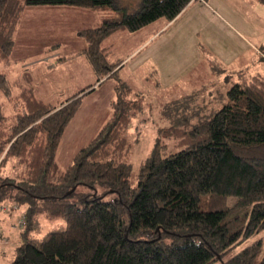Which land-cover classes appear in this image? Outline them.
Masks as SVG:
<instances>
[{"label": "trees", "instance_id": "1", "mask_svg": "<svg viewBox=\"0 0 264 264\" xmlns=\"http://www.w3.org/2000/svg\"><path fill=\"white\" fill-rule=\"evenodd\" d=\"M193 1L140 0L132 13L76 31L95 82L114 80V98L108 120L64 170L55 162L61 136L92 87L57 106L24 90L10 123L0 109V210L24 208L9 264H264V75L238 72L219 109L161 130L177 152L157 141L134 178L126 161L141 99L130 98L117 76L122 62L107 60L102 44L170 22ZM27 7L118 10L115 0H0V63L9 64ZM13 86L0 75L2 94Z\"/></svg>", "mask_w": 264, "mask_h": 264}, {"label": "rangeland", "instance_id": "2", "mask_svg": "<svg viewBox=\"0 0 264 264\" xmlns=\"http://www.w3.org/2000/svg\"><path fill=\"white\" fill-rule=\"evenodd\" d=\"M115 3L118 10H106L104 12L99 8L94 12L95 15L104 19L109 18V15L118 16L122 12L132 13L138 9L140 0H115ZM253 4L259 9L256 11L258 16L264 19V4L260 0H253ZM50 8L32 7V9L45 10ZM85 20L86 18L79 17L71 19L64 14L47 15L44 10L34 12V14L23 13L22 11L13 37L9 64L0 63V75L9 83H15L7 96L0 91V109H2L7 123H10L12 117L16 114L22 112L23 99L20 93L24 90H31L36 100L49 106H57L59 103L64 102L65 98L71 97L82 88L83 83L77 82V79L83 75L86 76L85 72L82 71L86 67H83L80 57L68 56V59L64 62L45 61V57L52 53L59 54V58L71 52L70 55H72L81 45H84L82 39L76 36V31L91 29L98 25V23ZM227 22H229V25L234 26L235 30L245 35V32L237 25L230 23L228 20ZM168 24L165 19H160L145 27L137 35L132 36L127 32L114 33L105 39L102 44L103 53L106 54L107 60L112 63L122 62L123 67L118 71L117 76L119 81L124 82L131 89L130 98L137 99L140 97L141 99V109L131 118L126 130L128 137L126 161L131 167V178H134L139 165L151 152L157 141L165 147L166 154L179 150L174 145V141L167 140L160 133L161 130H166L171 126H181L183 121L194 122L200 116L207 115L206 113L210 110L219 109L226 102L225 92L232 84L231 79L238 74L215 71L217 67L206 62L196 69L197 75H194V73L190 74L191 77L181 75L180 78L184 79L181 82L170 81L175 76L173 72L167 73L165 77H160L161 74L159 75L157 71V65L162 64L161 66H163L165 59L173 61L172 54L168 50V46L171 45L169 41L164 44L162 48L169 51V57L167 58L166 53H162L159 61L154 59L158 42H152L151 39L154 37L152 35L155 34L156 36L158 34L161 25L166 27ZM257 29L259 31L261 29L260 32L262 33V37L257 38V41L250 37H244L252 42L254 46H259L257 42L264 45V24L263 27L262 25L257 26ZM168 33V31L165 32L162 38L166 37ZM195 41L189 40L185 41L183 45H176L174 49L180 46L179 55L181 59L190 60L191 57H194V51L197 50V41L196 43ZM232 45L233 47L229 43V47L224 48L229 51L230 48H240L234 39ZM184 51L185 53H182ZM255 61L264 73V61L258 56H255ZM50 64L55 68L46 69ZM109 83L115 84L113 79H109L100 86V89ZM75 89L77 90L74 91ZM98 91L99 89L94 90L81 98L79 108H82H80L75 118V124L77 129L83 132L76 139L77 148L81 146L82 139L83 141L86 140L85 132H95L105 116L106 112L101 104L98 105ZM135 95H138V97L136 98ZM93 104L96 106H91ZM72 150H75V145L58 147L55 161L60 170H64L70 163V157L74 153ZM234 202L235 200L228 201L229 205H233ZM23 211V207H20L18 211L8 210L6 213L0 210V236L6 238L5 245H2L3 240H0V264H9L13 258L15 248L20 244L19 235L21 230L16 221L21 217ZM260 237L264 243V232Z\"/></svg>", "mask_w": 264, "mask_h": 264}, {"label": "crops", "instance_id": "3", "mask_svg": "<svg viewBox=\"0 0 264 264\" xmlns=\"http://www.w3.org/2000/svg\"><path fill=\"white\" fill-rule=\"evenodd\" d=\"M41 10H44L45 14L47 15L64 14L71 19H75V17L86 18L85 21L89 20L91 23H99L101 19L92 11L72 7H51L47 10L32 9V7H27L23 10V13L29 12V14H34V12H41ZM257 10L259 9H257V6L253 4V0H195L190 3V5L186 7L176 18L168 22L169 24L166 27L161 25L156 36L155 34L152 35L154 37L151 39V41L158 42L157 52L155 53L154 59H158L160 61V56H162V53H166L168 58L169 51L172 54L171 58L173 61H167L165 59L163 66H161L162 64L157 65V71L159 75L161 74L160 77H165L167 73L169 74L173 72L176 77L174 76V78H172L170 81L176 80L181 82V80H184L180 78L181 75H184V77H191V73L197 75L195 72L196 69L206 62L209 65L211 64V66L213 65L214 67H217L215 71L218 70V72H234V74H236L240 71H245L249 72L250 74L259 73L264 75L262 68L260 65H256L255 61V56H258L261 59V55H264V45H262L261 42H257L259 46H254L252 42H249L248 39L245 38L250 37L251 39H256L257 41V38L262 37V33L260 32L261 29L259 31L257 26L262 25L263 27L264 19H262L261 16H258V13L256 12ZM226 19L230 21V23L237 25L240 29H242L245 32V35L235 30L234 26L229 25V22H227ZM143 30L144 28L140 32ZM167 31L169 32L168 35L162 38L164 33ZM137 34L130 35L134 36ZM233 39L236 40V43L239 44L240 48H230V51L224 48L227 46L229 47V43L230 46L233 47ZM189 40L197 41V50L196 52L194 51L195 55L194 57H191L190 60H183L179 55L180 46H177L178 51H176L177 49L174 48L176 45H183L185 41ZM167 41H169L171 45L168 46L169 51L162 48ZM83 48L84 45H81L80 48L76 52H73L72 55H70L72 53L71 52L70 54H66V56L61 58H59V54L56 53H52L45 57V61L56 60L58 62H64L66 59H68V56L72 57L74 55L80 57L83 67H86L82 70L85 72L86 76L84 77L83 75L77 79V82L83 83V86L80 90L86 87H92L91 92L99 89L97 95L98 105L101 104L102 108L106 112L101 124L98 126L99 128L95 130V132L93 131L91 133L86 131V140L83 141L82 139L83 142L81 141V146L77 148L76 139L83 132L77 129L75 124V118L82 107L78 108L77 112L66 126L59 144V148L64 145H75V150H72L74 153L70 157L71 160L78 150L85 147L96 136V134L108 120L111 114L109 103L114 98V83L104 85L100 89V86L105 84V82H107L109 79L95 82L92 69L83 55ZM182 53H185V51ZM86 64L88 65L86 66ZM54 68L55 67L51 64L46 67V69ZM198 77L200 76L198 75ZM233 81H238L237 76H234L231 79V82ZM76 90L77 89L74 91ZM95 104L97 105V102ZM95 104L91 106H96ZM87 112L89 111L87 110ZM87 127L88 125L86 128ZM5 239L6 238L4 236H0V240H3V243L1 242L2 245L6 244Z\"/></svg>", "mask_w": 264, "mask_h": 264}]
</instances>
